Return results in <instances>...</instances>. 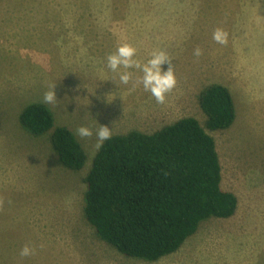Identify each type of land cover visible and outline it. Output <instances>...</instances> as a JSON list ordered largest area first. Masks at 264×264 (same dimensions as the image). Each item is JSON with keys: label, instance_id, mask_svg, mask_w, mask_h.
<instances>
[{"label": "rangeland", "instance_id": "obj_1", "mask_svg": "<svg viewBox=\"0 0 264 264\" xmlns=\"http://www.w3.org/2000/svg\"><path fill=\"white\" fill-rule=\"evenodd\" d=\"M178 13L162 16L170 32L156 33L137 0H0V264H264V35L244 34L256 47H226L242 43L229 38L220 45L214 30L197 33ZM138 20L146 32H98L100 24L130 29ZM122 43L133 44L141 62L153 51L168 53L177 83L164 103L135 83L138 70L124 85L107 68V55ZM196 47L203 50L198 58ZM212 82L227 85L237 107L230 128L207 130L220 153L222 185L238 196V210L203 221L179 250L157 261L123 254L84 214L85 178L100 148L96 129L154 132L186 116L205 125L199 95ZM55 83L57 101L47 105L56 123L75 133L81 125L93 129L89 137L77 135L88 154L80 170L59 162L50 132L33 135L19 119ZM26 244L30 256L20 254Z\"/></svg>", "mask_w": 264, "mask_h": 264}, {"label": "trees", "instance_id": "obj_2", "mask_svg": "<svg viewBox=\"0 0 264 264\" xmlns=\"http://www.w3.org/2000/svg\"><path fill=\"white\" fill-rule=\"evenodd\" d=\"M199 101L205 125L186 116L154 132L113 134L93 159L85 178L84 214L99 237L127 256L157 261L179 250L203 221L238 210V196L222 185L220 153L207 130L235 123L233 93L224 83L212 82ZM19 119L33 135L50 132L63 166H85L86 149L72 128L56 123L49 105L30 102Z\"/></svg>", "mask_w": 264, "mask_h": 264}, {"label": "crops", "instance_id": "obj_3", "mask_svg": "<svg viewBox=\"0 0 264 264\" xmlns=\"http://www.w3.org/2000/svg\"><path fill=\"white\" fill-rule=\"evenodd\" d=\"M137 2H139V7L148 11L150 19H153L148 24L152 29H148L149 32L159 33L160 27H164L165 32H170L166 27L167 21H164L162 16L178 15V12L181 11L180 14L188 18L185 26H194L197 33L222 27L229 34H238V36H229V38L238 39L236 42L242 44L226 47H256L249 45L243 38L244 34H249L252 37L256 34L264 35V0H137ZM117 14L118 12H116V16ZM133 17L141 18L140 16ZM138 22V24L133 23L130 29L115 24L104 27L100 24L98 32L104 31L113 34L146 32V27L139 20ZM262 37L264 38V36ZM159 41L169 43L165 40ZM261 47L264 48V45ZM166 48L170 47L166 46Z\"/></svg>", "mask_w": 264, "mask_h": 264}, {"label": "clouds", "instance_id": "obj_4", "mask_svg": "<svg viewBox=\"0 0 264 264\" xmlns=\"http://www.w3.org/2000/svg\"><path fill=\"white\" fill-rule=\"evenodd\" d=\"M212 39L220 44L226 45L229 42V32L222 27H217L212 33ZM136 47L131 43H122L118 45L115 51L109 53L106 58L107 68L115 73L121 84L127 85L133 80L134 70H138L141 75L136 77L135 83L142 84L143 89L149 92L157 101L164 103L166 94L169 93L176 85V76L171 65V58L165 50L153 51L150 58L146 62H141L136 58ZM203 53L202 48L196 47L193 50L195 57H200ZM168 62L167 70L162 65ZM113 80V79H112ZM114 81V80H113ZM115 82V81H114ZM107 99L111 101L110 94ZM57 101L56 83L52 84L48 91L43 95L45 104H55ZM76 134L81 137H89L93 135V129L87 125H81L76 129ZM113 134V127L100 124L96 129L97 137L96 147H102L104 142L110 140ZM22 256H30L33 254V248L25 245L21 249Z\"/></svg>", "mask_w": 264, "mask_h": 264}]
</instances>
